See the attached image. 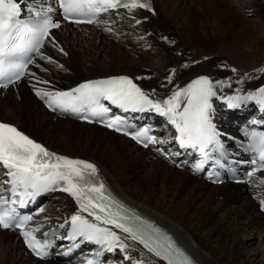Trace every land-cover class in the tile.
<instances>
[{"label": "bare ground", "instance_id": "6f19581e", "mask_svg": "<svg viewBox=\"0 0 264 264\" xmlns=\"http://www.w3.org/2000/svg\"><path fill=\"white\" fill-rule=\"evenodd\" d=\"M150 1L152 11L125 9L101 19L106 24L53 29L55 41L46 38L41 47L53 62L35 59L38 65H29L28 75L0 88V120L14 124L51 151L96 165L98 181L112 196L162 227L196 264H248L249 259L246 263L239 257L241 242L236 235L240 230L246 234L259 230L264 240V212L256 201L264 197V174L250 184L213 186L187 170L175 171L168 161L154 158L161 156L124 136L57 117L31 92L34 86L66 89L81 80L110 75H128L146 91L155 89L153 98L168 95L173 86L182 87L200 74L224 80V87L218 89L223 95L264 84V73L254 71L264 67V0ZM131 30L138 39H127ZM246 53L254 54L243 61L241 56ZM169 73L171 81L165 79ZM35 77L48 83H38ZM218 102L214 100V120L223 124L217 114L226 102ZM254 102L244 103L245 110L236 113L244 115ZM48 200L49 207L35 218V224L57 225L76 210L75 201L66 193L55 192ZM229 218L237 225L231 228ZM13 231L0 229V264L74 263L32 258ZM141 250L146 253L137 243L129 254L147 264L152 254L141 258ZM120 254L118 258L124 259ZM122 264H132V260ZM153 264L166 263L153 258Z\"/></svg>", "mask_w": 264, "mask_h": 264}, {"label": "snow or ice", "instance_id": "6c2138e0", "mask_svg": "<svg viewBox=\"0 0 264 264\" xmlns=\"http://www.w3.org/2000/svg\"><path fill=\"white\" fill-rule=\"evenodd\" d=\"M55 4L57 7L54 9L48 0H0V86L8 88L28 75V66L34 63L30 58L33 53L53 62L51 56L44 55L41 47L46 38L55 41L51 30L61 23L54 15L57 10L65 21L96 24H106L100 15L121 7L153 10L147 0H55ZM59 50L63 52L62 48ZM254 71L264 73V67ZM31 75L35 76V73ZM247 75L244 74L236 83L240 84ZM35 78L38 83H48ZM171 78L172 73L165 77L169 81ZM224 84V80L200 74L182 87L173 86L168 95L153 98L155 89L146 91L128 75H110L86 79L67 89L34 86V91L49 108L72 112L81 120L102 123L117 132H125L145 147L156 142L155 137L149 134V125H131L124 116L113 115L111 106L124 112H155L166 118L175 129L174 140L181 149L191 148L200 154L201 159L195 167L201 168L210 161L219 163V156L223 154L221 133L214 123L215 99L227 102L229 107L255 100L264 111V84L247 92L237 89L223 95L218 89ZM241 131L256 156L244 177L247 179L257 171V166L264 169V131L247 127H242ZM0 169L5 177L0 180V228L18 229L25 246L38 258L49 254L48 248L52 243L48 239L49 233L45 232L41 239L38 235L41 225L29 226L34 214L19 212L17 208H22L28 200H34L41 194L60 190L75 201L76 210L59 225L60 229H66V235L59 238L72 242L73 246L77 241L97 246L83 264H102L99 259L101 253L116 250L123 254L125 260H132V264H144L142 259H133L129 254L137 243L146 250V253L140 251L141 258L152 254L147 264H153V258H160L166 264H194L171 236L135 210L127 208L108 192L102 182H97L96 165L51 151L13 124L2 121ZM208 178H213L211 172ZM9 194L11 198H8ZM259 205L264 210V198L259 200ZM41 211L40 208L35 209L36 213ZM51 235L55 237L56 233Z\"/></svg>", "mask_w": 264, "mask_h": 264}, {"label": "rangeland", "instance_id": "374dc122", "mask_svg": "<svg viewBox=\"0 0 264 264\" xmlns=\"http://www.w3.org/2000/svg\"><path fill=\"white\" fill-rule=\"evenodd\" d=\"M249 17H254V15H247ZM73 29H75L76 27H72ZM134 34V31L131 30L129 35H127V39H131L132 41L135 39H138L137 36H132ZM130 36V37H129ZM140 41V39H139ZM46 51V50H45ZM247 54V55H246ZM243 54L241 57L243 59V61H247L249 59L252 58L254 53H246ZM84 56V55H82ZM41 60V59H39ZM43 62H45V60H42ZM235 62V61H234ZM69 120H72L71 118H67ZM74 121V120H72ZM84 127V125H83ZM154 158H160L162 161H164L163 158L161 157H154ZM170 166V165H169ZM173 169L175 171H180V168H174ZM213 186H218V185H213ZM235 186V185H234ZM228 225L232 228L234 227V225H237V221H234L232 218L228 219ZM227 224V223H226ZM228 226V227H229ZM15 233V231H13ZM263 233L260 232L259 230H254L251 233H247L245 231L240 230L238 232V234L236 235L238 237V239H240V259L244 260L247 263V260L249 259V263L248 264H264V240H263ZM250 240V243L249 241ZM45 261V260H44ZM43 262V261H42Z\"/></svg>", "mask_w": 264, "mask_h": 264}]
</instances>
